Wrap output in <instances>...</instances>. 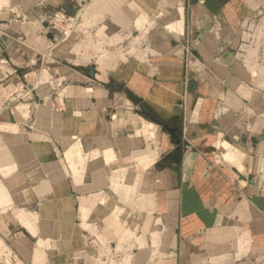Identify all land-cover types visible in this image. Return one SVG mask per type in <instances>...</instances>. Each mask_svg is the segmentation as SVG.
Here are the masks:
<instances>
[{"label":"crops","instance_id":"obj_1","mask_svg":"<svg viewBox=\"0 0 264 264\" xmlns=\"http://www.w3.org/2000/svg\"><path fill=\"white\" fill-rule=\"evenodd\" d=\"M0 264H264V0H0Z\"/></svg>","mask_w":264,"mask_h":264},{"label":"built area","instance_id":"obj_2","mask_svg":"<svg viewBox=\"0 0 264 264\" xmlns=\"http://www.w3.org/2000/svg\"><path fill=\"white\" fill-rule=\"evenodd\" d=\"M58 21H54L52 24L55 26L57 24Z\"/></svg>","mask_w":264,"mask_h":264},{"label":"water","instance_id":"obj_3","mask_svg":"<svg viewBox=\"0 0 264 264\" xmlns=\"http://www.w3.org/2000/svg\"><path fill=\"white\" fill-rule=\"evenodd\" d=\"M177 141H178V143H180V140L179 139H177Z\"/></svg>","mask_w":264,"mask_h":264}]
</instances>
